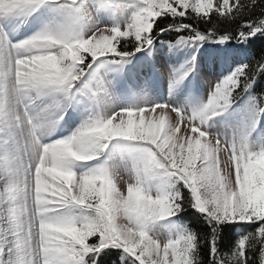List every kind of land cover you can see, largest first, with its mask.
<instances>
[{"label":"snow or ice","instance_id":"1","mask_svg":"<svg viewBox=\"0 0 264 264\" xmlns=\"http://www.w3.org/2000/svg\"><path fill=\"white\" fill-rule=\"evenodd\" d=\"M76 2L0 0V19ZM256 3L142 0L126 27L97 28L84 37L64 26L12 43L0 31V129L12 142L9 154L0 157V264H99L107 250H119L120 264H255L251 253L257 251L264 264V149L250 150L243 140L225 141L207 130V121L226 112L264 73V57L237 66L194 111L167 103L125 107L49 144L40 143L42 124L26 104L33 92L73 98L97 60L111 57L109 63L120 65L168 32L179 33L175 43L197 47L205 41L245 43L264 35V8L241 20L235 34L213 28L202 32L194 23L177 20L194 14V21H207L214 13L219 19H237ZM166 15L173 23L154 31L156 20ZM192 71L188 67L172 86ZM114 140L139 152L126 180L106 166L73 172V162L96 160ZM161 175L188 191L173 186L150 193V181ZM185 207L196 209L209 226L207 261L199 252L205 239L195 232L167 241L149 234V225ZM224 224L251 225L254 231L222 253L218 233Z\"/></svg>","mask_w":264,"mask_h":264},{"label":"rangeland","instance_id":"2","mask_svg":"<svg viewBox=\"0 0 264 264\" xmlns=\"http://www.w3.org/2000/svg\"><path fill=\"white\" fill-rule=\"evenodd\" d=\"M140 1L142 2V0ZM215 2L217 0H214ZM139 7L141 6H131L127 0L109 4L105 0H77L75 5L68 3L64 7L45 5L29 15L0 19V31H3L12 43L27 39L45 29L64 26L70 27L74 33L84 37L97 28L126 27L140 11ZM165 54V50H160L157 58L151 60V64L162 67V71H157V73L150 67V63L139 65L135 62L122 67L119 65L104 67L106 63L101 64V62L106 60L103 58L97 60L83 78V80H87L91 90L82 89L84 84L77 85L79 90L74 89L73 98H68L66 102L58 97L62 94L53 96L30 93L26 104L31 115L42 124V127L38 129L40 143L49 144L58 139H66L86 122L98 117H105L125 107L167 103L182 112L198 109L203 103H206L210 91L219 79L215 81L208 78L207 74L201 73L200 76L196 73L194 76L197 79L200 77L203 79L197 81L198 88L196 90L201 92L190 97L192 92L188 94L189 90H182L185 86L182 81L172 86V81L184 69L180 68L181 62H177L175 58H170L168 54ZM193 82L185 83L187 87H190ZM59 115H63V119L57 121L56 117ZM226 118L227 120L224 117L208 120V132L229 142L239 143L243 140L250 150L264 149V117L259 120L258 127L253 126L252 123L254 114L247 110L226 115ZM115 141L118 140L113 142ZM125 143H115L114 146H111L105 161L99 164L95 160L73 162V172L76 175H81L92 167L106 166L125 177L126 180L134 163L128 159V154L132 152L129 157L136 160L139 152L121 147ZM11 145L12 142L0 129V157L9 154ZM224 158L226 157L222 156V159ZM160 178L169 182L170 189L175 187L176 182L173 178L163 175ZM154 181L155 178L149 183L150 193L163 190ZM155 224L157 222L149 225L148 231L150 236L158 240L167 241L180 235L175 227L160 229L153 227Z\"/></svg>","mask_w":264,"mask_h":264},{"label":"trees","instance_id":"3","mask_svg":"<svg viewBox=\"0 0 264 264\" xmlns=\"http://www.w3.org/2000/svg\"><path fill=\"white\" fill-rule=\"evenodd\" d=\"M124 1V0H123ZM133 6H142L140 0H127ZM247 0H241V4H246ZM141 8V7H139ZM264 8V0H257L255 6L250 10L242 12L237 19H219L214 13L213 16L205 21L200 20L198 22L192 19L194 14L189 18H177L182 22L194 23L198 26L202 32H207L209 28L215 29L219 34L232 33L235 34L236 30L240 26L241 20L250 19L252 17L261 14V9ZM157 28L154 31H158L160 27H165L169 23H173V18L170 15L161 16L156 20ZM179 33L168 32L154 40L153 45L144 49L142 52L136 53L134 57L129 58L127 61H131L140 57L146 58L156 54L160 49H166L170 54L175 55L181 62L184 71L188 67H193V71L183 81H190L193 79L194 74L201 76V73L207 74L208 78L212 80H223L226 76L232 73V71L240 64H253L255 61H259L264 57V35L257 34L251 37L245 43H238L235 39H230L223 44L212 43L205 41L199 43V46H188L186 44L175 43L176 36ZM232 57V62L229 65L227 62V56ZM193 57L195 60L193 62ZM110 61L112 58H103ZM200 80H203L200 77ZM196 82V81H195ZM191 90H196V85L191 86ZM240 91L239 89L237 90ZM264 93V73L257 76L256 81L252 84L248 92L240 95L226 112L220 116H215L212 119L224 117L228 111L234 112L239 108L241 104H250L251 108L259 111L260 108H264V99L260 98V94ZM176 188H179L182 192L188 190L182 185V183H176ZM168 223L174 224L179 227L185 234L187 232H195L199 238H204L205 243L200 246V256L207 261L208 257V245L207 236L210 233L208 224L204 221L201 214L192 207H185V209L175 216L167 218ZM254 231L251 225H236V224H224L221 225L219 230L218 248L222 253L230 252L238 243L239 239ZM252 261L255 264L258 262V251L251 253ZM99 264H120L119 250H107L106 253H101L99 257ZM252 264V262H250Z\"/></svg>","mask_w":264,"mask_h":264},{"label":"bare ground","instance_id":"4","mask_svg":"<svg viewBox=\"0 0 264 264\" xmlns=\"http://www.w3.org/2000/svg\"><path fill=\"white\" fill-rule=\"evenodd\" d=\"M99 11H101V13H102V10L99 8Z\"/></svg>","mask_w":264,"mask_h":264}]
</instances>
